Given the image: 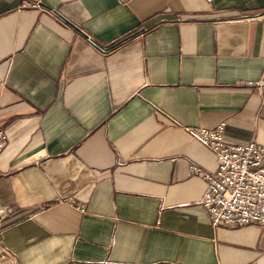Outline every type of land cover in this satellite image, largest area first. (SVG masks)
Returning a JSON list of instances; mask_svg holds the SVG:
<instances>
[{
	"label": "crops",
	"instance_id": "crops-1",
	"mask_svg": "<svg viewBox=\"0 0 264 264\" xmlns=\"http://www.w3.org/2000/svg\"><path fill=\"white\" fill-rule=\"evenodd\" d=\"M34 1L0 0V264H264L185 130L264 146V0Z\"/></svg>",
	"mask_w": 264,
	"mask_h": 264
},
{
	"label": "built area",
	"instance_id": "built-area-1",
	"mask_svg": "<svg viewBox=\"0 0 264 264\" xmlns=\"http://www.w3.org/2000/svg\"><path fill=\"white\" fill-rule=\"evenodd\" d=\"M32 6L39 7L35 0ZM256 18H264L258 12ZM258 92L264 87V78L246 82ZM226 120L214 127H185V130L215 155L216 169L212 172L200 166L191 170L200 175L206 187L200 199L210 216L211 225L241 227L261 225L264 227V146L256 142L235 144L224 137ZM8 134L0 125V152L6 147Z\"/></svg>",
	"mask_w": 264,
	"mask_h": 264
}]
</instances>
